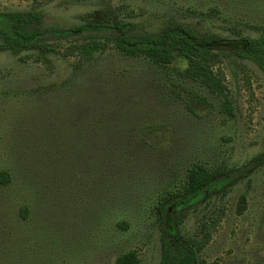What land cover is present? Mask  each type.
<instances>
[{"label": "rangeland", "instance_id": "374dc122", "mask_svg": "<svg viewBox=\"0 0 264 264\" xmlns=\"http://www.w3.org/2000/svg\"><path fill=\"white\" fill-rule=\"evenodd\" d=\"M30 11L36 30L131 23L157 33L177 22L222 42L264 33V0H0V13ZM224 55L213 68L231 113L224 95L180 76L184 60L11 53L0 39V171L15 177L0 185V264H114L129 251L159 264L156 205L194 167L232 180L172 214L180 234L214 224L206 264H264V161L253 162L264 155V74Z\"/></svg>", "mask_w": 264, "mask_h": 264}, {"label": "trees", "instance_id": "16d2710c", "mask_svg": "<svg viewBox=\"0 0 264 264\" xmlns=\"http://www.w3.org/2000/svg\"><path fill=\"white\" fill-rule=\"evenodd\" d=\"M38 19V14L32 11L0 13L3 49L18 53L33 48L42 53L58 54L65 59L86 61L97 53L114 49L124 57H141L161 66L184 60L187 66L180 76L212 93L224 95L225 110L229 113L232 106L226 96L223 75L213 68L225 57L224 51L240 60L253 62L264 74V33L222 42L215 36L201 34L194 27L177 22H171L157 33H136L131 23H85L67 29L36 30L32 27ZM50 41L55 44H49ZM263 161L264 155L253 159V162ZM14 179L9 171H0V185L13 184ZM231 180L229 175L222 176L204 167H194L188 172L180 191L166 194L157 203L155 210L164 227L159 264H206L199 254L210 242L215 225L203 223L195 237L189 240L180 234L171 217L173 213L179 215L209 200ZM19 181L23 182V179ZM33 183L37 181L33 180L32 187ZM27 210L24 207L20 210L21 217ZM120 226L125 227L123 224ZM114 264H141V260L136 251H129L119 255Z\"/></svg>", "mask_w": 264, "mask_h": 264}]
</instances>
